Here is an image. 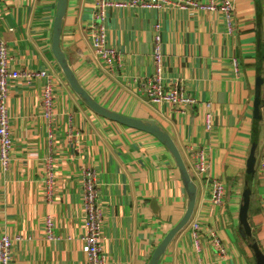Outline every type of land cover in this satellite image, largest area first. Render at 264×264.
<instances>
[{
	"label": "crops",
	"instance_id": "0c3cea01",
	"mask_svg": "<svg viewBox=\"0 0 264 264\" xmlns=\"http://www.w3.org/2000/svg\"><path fill=\"white\" fill-rule=\"evenodd\" d=\"M57 2L0 0V41L9 46L10 69L44 72L18 76L10 84L13 145L9 165L0 160V233L23 236L12 264H88L82 249V173L88 167L99 183L109 264H148L184 215L188 193L162 141L97 113L74 91L52 49ZM95 3L68 0L61 47L70 67L100 104L160 124L197 186L191 219L158 264H256L250 240L241 232L240 210L249 187L248 219L264 253V82L262 118L257 126L253 122L257 78H264V0H232L231 22L221 10L191 6H110L107 41L121 53L113 68L93 50ZM157 37L164 82L181 81L196 100L185 109L151 103L141 88L155 73ZM50 78L56 104L48 118L41 92ZM254 142L250 175L247 159ZM199 153L209 164L203 174L194 168ZM217 180L225 193L216 205L211 194ZM47 218L54 224L52 238L45 234Z\"/></svg>",
	"mask_w": 264,
	"mask_h": 264
},
{
	"label": "built area",
	"instance_id": "2783aa9c",
	"mask_svg": "<svg viewBox=\"0 0 264 264\" xmlns=\"http://www.w3.org/2000/svg\"><path fill=\"white\" fill-rule=\"evenodd\" d=\"M165 4L176 6H191L198 9L210 11L221 10L231 22L233 13L232 0H96L94 17L95 22L91 28V41L96 56L107 66L115 67L121 62V53L114 46L108 43L106 34V14L110 6L124 7H162ZM154 57L156 63L155 73L146 77L141 82V88L148 100L154 104L168 103L173 108L185 109L187 105H193L195 98L189 94L181 81L176 80L165 83L162 76V51L159 45V37L156 38ZM10 50L9 46L0 41V160L4 166H8L11 157L13 137L10 126V115L7 104L9 88L12 79L25 75L28 79L44 75L43 71H14L9 67ZM42 105L44 115L51 118L54 115L56 104V92L53 79H48L42 86ZM207 126H211V114L207 117ZM208 160L204 154L199 153L195 157L194 168L199 174H203L208 168ZM264 169V161L262 163ZM83 207L85 212L86 234L82 245L83 251L88 258V264H109L108 258L103 250V228L104 214L100 203V189L96 172L91 168L83 170ZM51 180V179H50ZM225 193L224 183L217 180L214 182L211 201L214 204H221ZM46 227L49 238L53 237V221L47 219ZM199 225L192 226L193 234L197 236ZM20 237L13 238L8 233H0V264H12L14 261V248ZM218 247L220 244L215 242Z\"/></svg>",
	"mask_w": 264,
	"mask_h": 264
},
{
	"label": "water",
	"instance_id": "95a60500",
	"mask_svg": "<svg viewBox=\"0 0 264 264\" xmlns=\"http://www.w3.org/2000/svg\"><path fill=\"white\" fill-rule=\"evenodd\" d=\"M67 4H68V0H58L57 2L56 15L54 18V25H53L52 49L68 82L70 83L74 91L81 96L83 101L97 113L114 121L131 126L133 128L147 131L153 134L154 136H156L160 141H162L173 155L177 163V166L179 168V171L181 173L184 186L188 193V201L184 215L177 222V224L174 225L165 234V236L161 239V241L157 244L148 263V264H158L161 256L167 249L168 245L170 244L174 236L184 226H186V224L191 219L196 204V196H197L196 183L194 182L191 173L188 169V166L174 139L160 124H158L155 120L142 119L139 117L123 114L100 104L79 82L73 69L70 67L66 55L61 47V31H62L63 18L67 9ZM263 82H264V78L258 76L256 91H255V99H254V113H253V122L255 126L258 125L259 121L262 118L261 106L263 101L262 100ZM256 147H257V143L254 142L250 150L249 157L247 159V172L250 175L254 174L255 172ZM250 196H251V189L248 187L244 191V203L240 210V219L242 222L241 232L250 240V246L253 249L254 254L256 256V264H264V253L259 247L258 242L254 238L253 231L248 219Z\"/></svg>",
	"mask_w": 264,
	"mask_h": 264
},
{
	"label": "rangeland",
	"instance_id": "374dc122",
	"mask_svg": "<svg viewBox=\"0 0 264 264\" xmlns=\"http://www.w3.org/2000/svg\"><path fill=\"white\" fill-rule=\"evenodd\" d=\"M47 219H49V218H47ZM47 219L45 220V227H44V230H45V234H46V236L49 238V235H48V230H47V227H46V221H47ZM50 220H52V219H50ZM11 236V235H10ZM13 238H17V237H20V240L19 241H21L22 239H23V236H21V235H14V236H12Z\"/></svg>",
	"mask_w": 264,
	"mask_h": 264
}]
</instances>
